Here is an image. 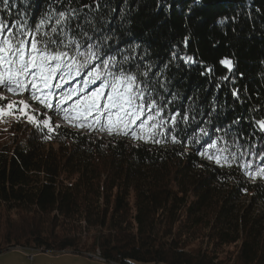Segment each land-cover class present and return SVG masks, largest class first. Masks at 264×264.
<instances>
[{"label":"trees","instance_id":"obj_1","mask_svg":"<svg viewBox=\"0 0 264 264\" xmlns=\"http://www.w3.org/2000/svg\"><path fill=\"white\" fill-rule=\"evenodd\" d=\"M9 4L10 13L0 0V19L34 28L48 17L41 35L81 42V52L96 45L135 73L148 86L146 99L163 109L164 135L155 143L89 132L30 91L0 87L24 100L0 128V254L20 248L97 253L111 264H264V179L245 174L264 167V132L254 123L264 119V0ZM59 12L68 19L57 25ZM218 150L231 166L198 154Z\"/></svg>","mask_w":264,"mask_h":264},{"label":"snow or ice","instance_id":"obj_2","mask_svg":"<svg viewBox=\"0 0 264 264\" xmlns=\"http://www.w3.org/2000/svg\"><path fill=\"white\" fill-rule=\"evenodd\" d=\"M2 3L10 13L14 5H10L9 0H2ZM47 19L48 17L41 18L34 28H30L23 19L12 22L0 19V87L13 94L30 91L31 97L46 109L55 110L64 120L76 127L86 128L89 132H107L109 135L131 136L136 140L159 143L154 137L164 135L161 131L164 124L163 109L155 99H146L148 86L139 81L135 73L117 68L115 57L108 55L105 58L106 54H102L96 45L88 43L87 50L81 52L80 49L84 46L81 42L70 40L64 44L63 41L52 39L46 32L41 35ZM67 19L68 14L59 12L56 24L60 25ZM56 31L55 27L52 28V32ZM84 36L91 40L87 33ZM70 45H74V49L65 50ZM183 59L185 63L196 62L192 56ZM220 63L229 70L233 67L230 59H222ZM206 71L210 72L211 69ZM142 75L147 76L148 73L144 72ZM77 78L80 83L74 84L73 81ZM232 95L239 99L238 91H233ZM5 99L0 97V101ZM18 103L20 102H7V113L4 106H0V116L12 114ZM27 118L30 121L34 119L33 116ZM171 119L175 125L176 116ZM182 119L187 121L189 118L184 116ZM50 122V117L42 121L44 126H48ZM37 123L39 124L38 121ZM233 123H239V120ZM254 123L264 132V119ZM52 130L49 128V131ZM200 132L204 136L208 135L204 128ZM172 141L179 142L175 135L172 136ZM208 147L215 148L216 143L213 142ZM222 152L223 150H218L217 154H208L205 151L198 154L206 155L217 165L231 166L229 157L222 155ZM232 159H235L234 155ZM245 174L253 179H264V167L255 173L246 171Z\"/></svg>","mask_w":264,"mask_h":264},{"label":"rangeland","instance_id":"obj_3","mask_svg":"<svg viewBox=\"0 0 264 264\" xmlns=\"http://www.w3.org/2000/svg\"><path fill=\"white\" fill-rule=\"evenodd\" d=\"M0 97L11 98L12 102H24L17 97H9L0 92ZM27 102V101H25ZM28 110H37L39 108L31 104H27ZM16 107V106H15ZM8 112L7 107H5V113ZM30 116V115H28ZM13 118H16L14 114H5L0 116V128H5ZM56 124H61L60 121L56 119ZM92 255V256H91ZM96 254H80L72 252H52V251H36L27 249H10L2 254H0V264H111L104 261L98 260L95 257ZM130 264H152V263H138L130 262ZM162 264V263H158Z\"/></svg>","mask_w":264,"mask_h":264},{"label":"built area","instance_id":"obj_4","mask_svg":"<svg viewBox=\"0 0 264 264\" xmlns=\"http://www.w3.org/2000/svg\"><path fill=\"white\" fill-rule=\"evenodd\" d=\"M98 260L103 261V260H101V259H98Z\"/></svg>","mask_w":264,"mask_h":264},{"label":"bare ground","instance_id":"obj_5","mask_svg":"<svg viewBox=\"0 0 264 264\" xmlns=\"http://www.w3.org/2000/svg\"><path fill=\"white\" fill-rule=\"evenodd\" d=\"M92 256V255H91ZM98 259H100V258H98Z\"/></svg>","mask_w":264,"mask_h":264}]
</instances>
